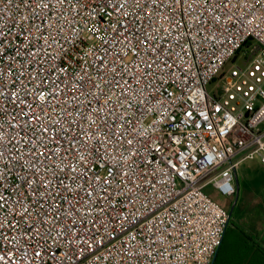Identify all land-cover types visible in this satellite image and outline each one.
I'll list each match as a JSON object with an SVG mask.
<instances>
[{
  "label": "built area",
  "instance_id": "2783aa9c",
  "mask_svg": "<svg viewBox=\"0 0 264 264\" xmlns=\"http://www.w3.org/2000/svg\"><path fill=\"white\" fill-rule=\"evenodd\" d=\"M50 2L45 14L35 0H0V150L10 160H0V264H212L231 216L205 188L234 198L239 166L264 165V0H164L144 26L147 48L123 27L134 10L124 0ZM42 21L46 41L34 27ZM124 65L127 83L117 85L110 70ZM101 106L103 120L85 119ZM97 125L101 138L116 136L106 151L88 141L95 151L81 157L69 141L77 132L87 141L81 128ZM42 135L47 155L59 152L37 163L66 198L60 210L71 202L82 217L50 236L30 229L35 200L21 183Z\"/></svg>",
  "mask_w": 264,
  "mask_h": 264
},
{
  "label": "snow or ice",
  "instance_id": "6c2138e0",
  "mask_svg": "<svg viewBox=\"0 0 264 264\" xmlns=\"http://www.w3.org/2000/svg\"><path fill=\"white\" fill-rule=\"evenodd\" d=\"M25 4H28L29 7H31V4L29 3V0H23ZM37 3V6L40 8L41 11H43L45 14H47V10L51 7H54V5L50 2V0H35ZM57 4H66L68 3V0H55ZM79 0H77V3ZM169 4H171V0H168ZM203 3L209 4L210 0H202ZM221 0H216L217 4H220ZM176 3L180 4L183 7L184 0H176ZM128 4L131 8L134 10L132 12H127V16L131 17V19L128 21L127 24H125L123 27L126 31L132 32L134 34L140 33L139 35H134V38H137L140 41L141 46L147 48L148 45V37L146 34H144V26L150 27V22L152 17L156 14L157 8L164 7L165 3L164 0H124L123 3L120 4V8L123 9L124 5ZM227 7V5H224ZM151 8L152 11H148V9ZM34 15H39L38 12L33 9ZM46 24V21H42L41 24L34 25L36 28V31L40 33V35L44 38V40H47V35H45V30H42V25ZM134 25H140V28L133 27ZM7 33L4 32V26L0 25V38H3L6 36ZM26 36L28 33L25 34ZM37 38L33 37L32 42L34 43ZM0 48H3V45L0 44ZM45 49L43 47L38 48L39 52H43ZM2 54V53H0ZM30 55L35 57L37 55L36 51L30 52ZM147 67L151 68V64L148 63L147 60L143 61ZM128 69L127 65H124L120 68V72L117 73L116 67L113 66L111 68V73L113 74V79L117 85H123L127 83V81L123 80V75L125 73V70ZM131 71V69H128ZM146 74V73H145ZM119 76L120 79H117L116 77ZM79 87L83 90V92L87 95H95L94 92L89 91L84 84H80ZM93 87H98V85H93ZM4 94L3 86H0V95ZM10 95V94H9ZM46 94L41 92L39 93V97L41 100L45 99ZM104 106H101V108L97 109H89L88 113H85V119H88L93 112L96 113V117L98 119L103 120L104 117L102 115V108ZM37 117H30V120H37ZM96 124V119H90L89 120V126ZM124 125L121 124L120 127H123ZM77 127H80L79 124H77ZM81 131L84 132L85 136L88 137V140L86 141L79 132H77L69 141L74 147L76 145H79L80 147L77 148V151L81 152V157H83V151L81 149H87L88 151H95V148L89 147L88 141H91L93 144L99 146L103 145L105 147V151L107 150V145L110 142L112 137L116 136L115 130H110L108 133L104 134L103 138L100 137V134L103 132V127L101 125H97L95 129V133H89L85 129L81 128ZM42 134H49L51 135V131L48 127H42L41 128ZM68 135H71L69 133ZM67 136H65L63 139L67 140ZM122 138V134H121ZM2 139V138H0ZM39 143L37 144L35 141L33 142V151L29 154V163L27 164V171L29 172V175L23 176L21 178V183L24 184L26 191L29 192V194L34 198L35 200V211H36V217L37 219L35 222L30 223V229L36 233L39 234L40 227H43L45 229V235H51L53 231H55L58 227L63 229V220H71L73 223L78 218H81L80 213H78L75 205H72L71 202H69L70 207L67 210L61 211V205L57 203V199L64 201L66 198L59 194L55 193L51 187L52 181L48 180L43 171H41V168L39 167L38 161L42 163L41 158L44 160H52L53 157L56 156L57 152H59V147H57L56 152H52L51 155H47L49 152V149L47 148L46 141L43 137V135L38 138ZM53 139H56V137H53ZM59 145V140L57 141ZM128 144H131L132 141H127ZM40 146L44 147V151H40ZM6 147L5 145H0V148ZM60 159H63V156L60 157ZM0 160H3L5 163V168L7 167V163L10 162V160L6 159V153L4 150H0ZM73 171H75V166L72 168ZM0 178L6 179V176L3 171H0ZM69 190V185H64V191ZM89 197L93 195L92 192L87 193ZM51 200V203H48V201ZM8 203L7 197L0 192V208H3L5 204ZM17 203H20L19 201ZM47 205V207H46ZM85 215L87 213H84ZM32 215V205H29L23 209L21 212L22 217H27ZM3 225H0L2 227ZM39 226V227H38ZM57 236L60 235V232L57 231ZM67 234V233H65ZM37 255H40V253H36Z\"/></svg>",
  "mask_w": 264,
  "mask_h": 264
},
{
  "label": "rangeland",
  "instance_id": "374dc122",
  "mask_svg": "<svg viewBox=\"0 0 264 264\" xmlns=\"http://www.w3.org/2000/svg\"><path fill=\"white\" fill-rule=\"evenodd\" d=\"M238 57L225 67V71L242 63ZM209 92L221 89L219 81L208 86ZM238 196L224 198L211 186L205 188V193L223 208L230 211L233 207L232 223L248 232L259 243V235H264V165L259 160L243 162L236 171ZM261 244V243H260Z\"/></svg>",
  "mask_w": 264,
  "mask_h": 264
},
{
  "label": "trees",
  "instance_id": "16d2710c",
  "mask_svg": "<svg viewBox=\"0 0 264 264\" xmlns=\"http://www.w3.org/2000/svg\"><path fill=\"white\" fill-rule=\"evenodd\" d=\"M212 264H264V246L230 220Z\"/></svg>",
  "mask_w": 264,
  "mask_h": 264
},
{
  "label": "crops",
  "instance_id": "0c3cea01",
  "mask_svg": "<svg viewBox=\"0 0 264 264\" xmlns=\"http://www.w3.org/2000/svg\"><path fill=\"white\" fill-rule=\"evenodd\" d=\"M236 183H237V175H236V178H235V185H236ZM236 190H237V193H238V187L236 186ZM237 196H238V194H237ZM237 196H236V199H237ZM235 198V197H234ZM259 241H260V243L264 246V235H259Z\"/></svg>",
  "mask_w": 264,
  "mask_h": 264
},
{
  "label": "water",
  "instance_id": "95a60500",
  "mask_svg": "<svg viewBox=\"0 0 264 264\" xmlns=\"http://www.w3.org/2000/svg\"><path fill=\"white\" fill-rule=\"evenodd\" d=\"M233 207H234V206H233ZM233 207H232V209L229 211L230 216H232Z\"/></svg>",
  "mask_w": 264,
  "mask_h": 264
}]
</instances>
